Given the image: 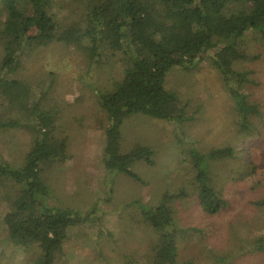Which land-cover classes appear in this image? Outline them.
Listing matches in <instances>:
<instances>
[{"label": "trees", "instance_id": "obj_1", "mask_svg": "<svg viewBox=\"0 0 264 264\" xmlns=\"http://www.w3.org/2000/svg\"><path fill=\"white\" fill-rule=\"evenodd\" d=\"M84 1L82 19L69 22L59 17L63 0H0V132L21 128L33 137L21 165H13L0 154V193L12 203L1 222L6 242L34 250L33 264H55L64 258L74 229L98 208L85 212L51 202L52 188L44 170L67 162L71 156L66 138L55 136L57 112L43 111L45 90L18 77L31 49L63 42L85 56L89 72L95 68L101 76L118 67L117 78L110 77L108 84H97L94 89L108 117L103 163L110 173L141 181L133 169L135 162L154 164L155 151L150 146L138 144L126 152L121 149V126L132 114L167 121L190 120L187 103L166 87L167 73L173 68L190 72L208 57L233 102L235 124L241 134L253 136L257 128L254 118L262 115L260 104L250 99L255 82L251 71L240 68V64L248 58L244 54L247 34L258 33L264 42V0ZM242 153L233 146L204 153L188 149L194 170L188 188L207 215H217L228 206L213 178L212 162L237 160ZM242 167L239 179L244 171H256L251 160ZM188 188L165 193L156 205L134 201L141 221L156 239L143 261L126 257L124 264H191L178 260L179 241L190 229L180 226L171 204L174 198L190 196ZM255 204L264 209V197ZM254 239L214 258L223 262L236 253L264 252V234Z\"/></svg>", "mask_w": 264, "mask_h": 264}, {"label": "rangeland", "instance_id": "obj_2", "mask_svg": "<svg viewBox=\"0 0 264 264\" xmlns=\"http://www.w3.org/2000/svg\"><path fill=\"white\" fill-rule=\"evenodd\" d=\"M60 5V19L69 22L82 19L86 10L84 0H63ZM244 54L248 58L240 68L251 71L255 82L250 99L262 110V115L254 118L255 134L248 137L237 131L233 102L208 57L190 72L173 68L167 73L166 87L187 103L190 120L167 121L135 113L121 126L122 151L138 144L155 151L154 164L135 162L133 169L141 177L138 181L123 173H110L103 163L108 117L94 89L97 84H108L110 77L117 78L118 67L103 70L101 76L95 68L89 72L85 56L63 42L28 52L18 77L45 90L43 111L57 112L55 136L66 138L71 156L67 162L44 170L52 188L51 202L85 212L98 208L87 222L74 229L66 256L55 264H124L126 257L143 261L156 235L141 221V211L134 201L156 205L165 193L188 188L194 176L188 149L204 153L223 146L243 152L237 160L212 162L213 178L228 206L217 215H207L191 188L190 196L171 202L180 226L190 229L179 241L178 260L191 264H264L261 251L236 253L225 262L214 258L264 234V209L255 204L264 197V42L258 33L247 34ZM32 142L31 133L25 129L0 132V154L19 166ZM247 160L253 161L256 171H244L239 179ZM7 206L11 208L12 203L0 193V264H33L34 250L6 242L1 219Z\"/></svg>", "mask_w": 264, "mask_h": 264}]
</instances>
